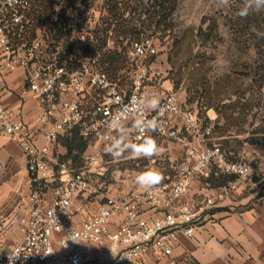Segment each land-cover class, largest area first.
<instances>
[{"label":"built area","instance_id":"2783aa9c","mask_svg":"<svg viewBox=\"0 0 264 264\" xmlns=\"http://www.w3.org/2000/svg\"><path fill=\"white\" fill-rule=\"evenodd\" d=\"M33 1L0 0V80L22 68L27 88L40 104L38 121L48 125L45 143L37 144L32 130L4 105L0 83V134L19 142L35 180L27 213L19 219L20 240L0 251V264H140L150 252L170 256L181 233L194 236L202 222L201 210L234 188H214L200 204L188 197L193 183L210 177L214 168L241 180L252 176L254 168L229 159L214 142V123L201 119L177 92L149 84L151 59L158 51L154 38L134 43L127 60L131 77L122 84L103 66L105 52H91L89 46L91 38L110 31L108 9L97 11L91 0H65L63 19L55 13L32 37L20 40L31 23L25 12ZM154 100L161 111L152 110ZM144 119H155L159 126L148 136L188 147L175 167V178L168 180L153 163L148 170L162 176L158 185L104 196L87 214V203L80 197L99 194V167L108 146L116 138L142 142L146 134L135 122ZM73 130L92 140L80 166L60 150V139ZM44 183L55 184L51 197ZM145 206L162 211L147 214ZM119 215L123 217L113 229Z\"/></svg>","mask_w":264,"mask_h":264},{"label":"rangeland","instance_id":"374dc122","mask_svg":"<svg viewBox=\"0 0 264 264\" xmlns=\"http://www.w3.org/2000/svg\"><path fill=\"white\" fill-rule=\"evenodd\" d=\"M42 1L47 3L49 10L38 23L34 10L42 7ZM91 2L97 11L102 12L114 3L118 6L116 16L109 15L107 27L110 31H104V37L98 35L106 41V48L95 38L90 39L89 46L91 52L117 50L122 53L124 61L114 74L122 84L127 85L131 77L127 61L129 51L135 42L150 36L158 48L156 56L151 59L149 84L153 88L173 89L201 119L209 121L213 117L214 134L223 137L219 141L222 148L237 150L245 143L264 144V37L253 31L264 32V12L250 15V24L242 35L237 32L236 24V11L242 0H230L231 7L220 6L218 0H176L173 11L161 8L156 0ZM67 4L65 0H34L32 7L25 12L26 21L31 20V23L19 39L32 37L36 28L47 18L50 21L55 13H59L60 20L63 19L65 9L62 10L61 5ZM115 22L130 32L121 33L118 26L114 27ZM133 27L136 30L131 32ZM153 138L160 148L159 155L153 158H137L130 153L120 158L108 152L104 154L99 167L103 174L98 180L99 194L80 197V201L87 203L89 213L104 196L130 190L136 175L148 171L153 163L167 168L178 165L179 161L169 154L171 142L157 136ZM91 143L89 140L88 145ZM61 151L66 154L64 149ZM74 159L75 164L82 163L81 156L75 155ZM54 188L52 183L43 185L49 197Z\"/></svg>","mask_w":264,"mask_h":264},{"label":"crops","instance_id":"0c3cea01","mask_svg":"<svg viewBox=\"0 0 264 264\" xmlns=\"http://www.w3.org/2000/svg\"><path fill=\"white\" fill-rule=\"evenodd\" d=\"M0 83L4 105L14 118L32 130L37 144H44L48 125L38 121L40 104L27 88L25 71L18 68L8 72ZM213 119L211 117L209 121L214 123ZM221 139L222 136L214 134V142ZM170 142V157L180 161L187 155L188 147ZM61 146L60 150H65ZM224 150L229 159L251 165L254 174L241 180L214 168L210 177L195 181L188 197L200 204L214 188L224 185L234 188L214 206L201 210L202 222L194 236L181 233L170 256L150 252L144 255L140 264H264V144L245 143L240 149ZM171 166L173 168L160 166L168 180L175 178L174 164ZM34 184L27 168V156L19 142L0 134V251L11 249L20 240L19 219L27 213ZM135 187L139 188L134 184L132 188ZM145 207L147 214L162 211V208ZM86 213L89 214L88 210ZM122 217L119 215L114 219L113 229Z\"/></svg>","mask_w":264,"mask_h":264},{"label":"clouds","instance_id":"9594fccd","mask_svg":"<svg viewBox=\"0 0 264 264\" xmlns=\"http://www.w3.org/2000/svg\"><path fill=\"white\" fill-rule=\"evenodd\" d=\"M218 4L222 7H231L230 0H218ZM264 12V0H242L241 5L236 11V15L241 18H246L250 14ZM258 36L264 37V32L253 29ZM152 110H159V101L154 100L151 104ZM119 115L116 121L119 122ZM138 130L143 131L146 135L140 143H127L125 140L116 138L107 148V152L115 158L122 157L125 153H130L137 158H153L160 153V148L156 140L148 136L147 133L154 132L158 129V123L155 119L138 120L135 122ZM162 180V176L155 170L140 172L135 177V184L143 190H150L158 185Z\"/></svg>","mask_w":264,"mask_h":264},{"label":"trees","instance_id":"16d2710c","mask_svg":"<svg viewBox=\"0 0 264 264\" xmlns=\"http://www.w3.org/2000/svg\"><path fill=\"white\" fill-rule=\"evenodd\" d=\"M157 4L159 6H161V8L166 9L167 11H173L176 8V0H156ZM166 3H170L169 6L166 5ZM42 7H38L37 9H35V19L40 18V20L42 21L43 19V15L47 13V11L49 10V6L47 5V3H45V1L41 2ZM118 10V6L116 3H114L111 7H109L108 11H110L109 13L112 15V17H115L117 14ZM251 15V14H250ZM250 15L246 18H241L237 16V23L238 24V28H237V32H239V34L241 33L242 35L245 34L247 27L249 26V20L251 19ZM118 26V25H117ZM119 30L121 31V33L123 34H127L128 32H130V30H127L126 28L121 29L120 26H118ZM107 30V28H106ZM136 29L133 27L131 28V32H134ZM98 43H100V45L104 46L106 44V41L104 39L98 38ZM123 55L122 53L118 52L117 50L111 51V52H106L103 56H102V63L104 66H106L107 70L110 72H112V74H115V72L117 70H119L121 68V64L123 63ZM111 69V70H110ZM60 144L65 148L66 154L65 157L66 158H70L72 159V162L75 166H80L82 165L83 161L81 164L77 165L75 164V159L74 156L78 155L81 156L82 159V154L83 152L89 147L88 145V141L86 139H84L82 136H80L78 130H73V133L71 136H64L60 139Z\"/></svg>","mask_w":264,"mask_h":264}]
</instances>
